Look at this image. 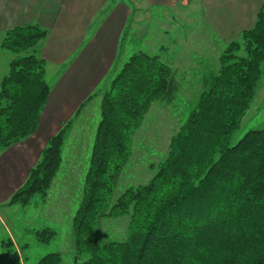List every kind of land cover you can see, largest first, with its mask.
<instances>
[{"label":"trees","instance_id":"16d2710c","mask_svg":"<svg viewBox=\"0 0 264 264\" xmlns=\"http://www.w3.org/2000/svg\"><path fill=\"white\" fill-rule=\"evenodd\" d=\"M47 35L45 28L27 24L8 30L2 40V48L15 56L0 83V148L23 141L40 125L51 87L45 59L28 51ZM219 62V72L203 80L197 103L172 136L154 176L126 188L114 202L135 132L154 102L175 100L179 85L160 55L140 51L108 88L80 105L75 117L102 94L82 198L72 219L75 264H264V129H251L230 145L263 74L264 7L240 41L228 43ZM73 120L48 140L9 205L26 206L36 195L46 201ZM127 213V237L104 242L101 221ZM35 234L49 242L55 231ZM2 246L0 264H23L10 237ZM36 264H63V258L52 252Z\"/></svg>","mask_w":264,"mask_h":264},{"label":"rangeland","instance_id":"374dc122","mask_svg":"<svg viewBox=\"0 0 264 264\" xmlns=\"http://www.w3.org/2000/svg\"><path fill=\"white\" fill-rule=\"evenodd\" d=\"M116 1L119 0H113L111 7H107L102 12L105 18L110 16L114 22L121 11L113 8ZM121 5L123 9L124 5L132 8V14L121 36L119 54L111 70L99 83L98 91L108 88L111 79L119 72L123 64L134 53L140 51L160 55L174 71L179 90L175 100L170 104L163 101L154 102L143 124L135 132L132 138V155L121 173L112 202L126 188L147 184L154 176L158 169L157 165L168 156L172 136L186 122L189 112L197 103L204 89L203 80L219 72V57L228 45V43L212 44L215 49L207 50L205 44H200L199 36L205 28L203 12L199 7L191 6L181 13H176L168 11L162 5L152 6L148 8L150 12L148 17L144 15L146 12L137 13L130 0H122ZM136 16L139 17L138 20L135 19ZM175 19V25L171 26ZM135 22L137 23L134 26ZM237 40L240 41V37ZM173 41L177 43L173 44ZM153 43L156 44L155 48ZM33 49H30L28 53H34ZM241 54H244V51ZM96 57L99 65L97 54ZM81 71L86 72V70ZM262 72L252 102L242 117L239 128L233 133L230 145L236 144L251 129H264V63ZM58 77L56 71L47 75V80L52 87ZM82 78L83 76L78 73L76 79ZM97 102L98 100H95L92 105V114L95 121L99 123L100 110H97ZM56 114H58L57 111ZM93 129L94 126L90 129L91 132L87 130L90 133L89 137L81 140L80 145H77L78 148L73 143L71 145L68 143L66 148L68 154L48 204H46L47 199L45 201L40 195H36L26 206L0 205V213L13 236L12 238L5 227H2L0 253L5 249L2 246V240L10 237L13 241V249L19 252L23 264H36L42 256L52 252L61 253L63 264H75L72 219L82 198L85 174L92 153L90 143ZM6 149L8 148H0V151H7ZM130 213L104 218L101 221V238L104 242L121 241L127 237ZM45 228L55 231L54 237L49 242L39 241L35 234L37 230Z\"/></svg>","mask_w":264,"mask_h":264},{"label":"crops","instance_id":"0c3cea01","mask_svg":"<svg viewBox=\"0 0 264 264\" xmlns=\"http://www.w3.org/2000/svg\"><path fill=\"white\" fill-rule=\"evenodd\" d=\"M112 1L0 0V83L8 72L9 62L15 56L11 51L2 48V40L8 30L27 24L38 25L48 31V35L33 50L47 63L46 78L55 71L59 75L54 86L50 85V96L42 112L37 131L25 141L23 140L24 142L8 147L7 151H0V205L8 204L12 194L26 181L48 140L69 119L74 120L66 136L59 172L68 154L66 151L68 143L69 145L73 143L78 148L77 145H80L81 140L89 137V131L91 132L90 129L94 126L90 143L92 151L96 124H98L93 118L92 105L95 100H98L97 110H100L102 94L98 93L94 96L76 117L75 113L89 95L98 91L99 83L111 70L120 51L121 36L132 14V8L124 5L123 9L122 0L116 1L113 8L121 11L114 22L110 16L105 18L102 13L104 9L111 7ZM130 1L137 13L146 12L144 15L148 17L150 16L148 8L152 6L162 5L168 11L176 13H181L191 6L199 7L203 12L205 28L199 39H201L200 44H205L207 50L215 49L212 44L237 40L242 31L254 26L259 11L264 7V0ZM135 19L138 20L139 17L136 16ZM175 21L176 19L171 26L175 25ZM136 23L133 25L135 26ZM175 43L177 41H173V44ZM153 47H156L155 43ZM96 54L100 61L99 65ZM78 73L83 76L81 80L76 79ZM86 76L90 77L85 78ZM59 172L49 190L46 204L52 197ZM2 227H5L7 233L13 238L0 213V242Z\"/></svg>","mask_w":264,"mask_h":264}]
</instances>
